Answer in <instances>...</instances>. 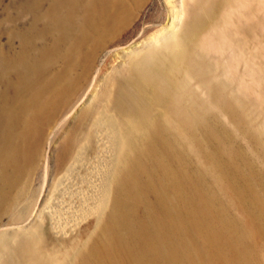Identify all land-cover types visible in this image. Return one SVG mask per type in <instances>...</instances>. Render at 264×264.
Returning <instances> with one entry per match:
<instances>
[{
  "label": "bare ground",
  "instance_id": "6f19581e",
  "mask_svg": "<svg viewBox=\"0 0 264 264\" xmlns=\"http://www.w3.org/2000/svg\"><path fill=\"white\" fill-rule=\"evenodd\" d=\"M127 1L35 0L29 7L43 8L42 27L19 38L22 63L0 62V172L9 176L0 181V264H264L256 251L264 248V180L251 149L228 154L221 132L211 137L210 158L245 184L248 199L236 195L250 210L251 234L209 214L219 217L194 181L209 166L198 164L194 174L186 166L188 133L206 117L203 100L189 96L193 86L201 87L198 99L205 92L220 100L232 122L253 119L237 114L246 99L229 75L214 73L203 43L219 36L227 13L217 2L169 3L159 32L143 38L156 24L145 23L127 45H114L135 11ZM10 23L8 43L19 34ZM112 32L119 33L109 39ZM112 53L117 64L112 59L103 76ZM251 133L264 144V132ZM194 238L213 255H189L199 251Z\"/></svg>",
  "mask_w": 264,
  "mask_h": 264
},
{
  "label": "rangeland",
  "instance_id": "374dc122",
  "mask_svg": "<svg viewBox=\"0 0 264 264\" xmlns=\"http://www.w3.org/2000/svg\"><path fill=\"white\" fill-rule=\"evenodd\" d=\"M34 1L0 0V62L2 59L7 58L17 64L22 63L20 55L16 52L20 47L19 38L28 31L32 30L37 32L42 27L40 22L36 23V18L44 13V11L42 7L41 9L30 8L29 6ZM127 2L135 8V11L131 14V22L129 21V24L127 23L128 25L124 31L119 33L121 29L119 32H112L107 35L110 39L112 35L119 33L114 45H127L144 27L145 23L150 24L154 22L156 24H150L145 27L146 31L143 38L159 32L163 27L160 25L166 23L168 20V14L170 13L169 3L176 4L177 9H180L182 2L193 5L192 8L201 7L209 9L217 2L220 4L218 6L227 13L225 17L226 26H217L219 36L217 38L208 37L203 43L210 60L213 61L211 63L214 66V73L221 77H224L226 74L229 75L230 79H232L240 91V96L243 95L246 99L244 106L238 108L237 114L241 119H243L242 114H247V117H253V119L250 124H247V122L237 124L240 121L237 118H234L232 122L229 114L221 106L220 100H214L208 97L205 92H203V97L198 99L197 91L199 90L201 93V87L193 86L190 89L192 94H189V96L199 102L203 100L204 105L201 111L206 117L205 120L200 119L203 127L195 128L194 131L191 129L188 133L190 154L186 158V166L189 174H194L195 166L198 164L200 166L204 164L209 166V173L205 175L202 172L194 176V181L198 185L197 187L205 194L204 196L213 208L219 212V217L214 212L209 214L214 218L228 222L229 225L238 224L237 229L239 234H251V228L246 229L249 216L248 211L250 210L247 209L244 211L245 209L240 207V201L236 195L239 192L244 196L243 200L248 199L244 182L235 177L229 179L216 164V161L210 158V154H213V147L216 145L215 140L212 138L220 131L224 139L223 147L228 154H230L231 149L236 151L246 150L247 148L251 149L254 155L252 160L254 161L251 162L249 160L248 162L252 163L254 170L264 180V162H261L264 158V144L259 145L256 137L251 133L254 129L259 132H264V0H233V2L227 5L222 3L223 0H128ZM33 17L35 19H32ZM11 20L14 21L19 34L18 37L13 36L12 41L8 43V37L11 36ZM242 24L250 25L249 32L246 35L243 30L235 32V29ZM109 39L105 38V40ZM69 45L70 43L65 44V46ZM244 47L247 49L243 54H240ZM58 48L62 50L63 44ZM240 57L244 59L246 57L250 60L249 63L246 65ZM112 59L115 60L113 64H117L118 58L113 53L109 54L100 70L103 76L109 72L111 65L109 62ZM76 70L82 72L81 66H78ZM67 71L71 72L69 69ZM247 81L253 82V89L248 88L246 85ZM102 84V76H99L95 88L99 89V86ZM41 109L42 106L38 104L37 111ZM29 115L35 116L34 124H36L37 112L31 110ZM256 148L258 149L257 151ZM45 149L46 145H43L41 150H39L38 161L41 163H43ZM54 149L55 143L53 142L50 149L51 155L54 153ZM235 163L244 167L239 159H235ZM6 173L8 175L9 171ZM8 177L4 174L2 175V172H0V181L2 184H4L6 179L8 180ZM260 194L261 199L264 201V189L260 191ZM194 240L199 251L190 252L188 253L189 255L199 257L213 255V250L207 243L197 238H194ZM255 241H258L257 238H255ZM256 251L261 255V251H264V248H257ZM187 263L190 264L189 262Z\"/></svg>",
  "mask_w": 264,
  "mask_h": 264
}]
</instances>
